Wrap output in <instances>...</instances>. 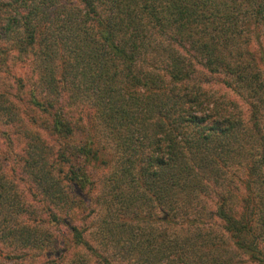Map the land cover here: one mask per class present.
<instances>
[{
	"label": "trees",
	"instance_id": "obj_1",
	"mask_svg": "<svg viewBox=\"0 0 264 264\" xmlns=\"http://www.w3.org/2000/svg\"><path fill=\"white\" fill-rule=\"evenodd\" d=\"M2 120L0 264H264V0H0Z\"/></svg>",
	"mask_w": 264,
	"mask_h": 264
},
{
	"label": "rangeland",
	"instance_id": "obj_2",
	"mask_svg": "<svg viewBox=\"0 0 264 264\" xmlns=\"http://www.w3.org/2000/svg\"><path fill=\"white\" fill-rule=\"evenodd\" d=\"M256 31H251L248 34V37L251 41V46L250 48H253L254 44H256L253 40V34H255ZM260 42V41H259ZM199 62V61H198ZM198 62L196 60L192 61V65L194 67V74L193 76H191L194 81H199L201 82L202 80L207 81V87L210 90L211 93H214L215 95H221V98H232L233 100H235V102L237 103V105L239 106L238 108L241 110L242 114H245V105L242 104L237 97L235 98V95L233 93H231L228 89L224 88L221 84H217L215 83V79L217 80L218 77L214 76H209L207 75L204 70L201 68V66L198 65ZM200 63V62H199ZM15 65V64H14ZM26 74L31 77L32 75H35V66L33 64L30 63V69H26ZM37 79H35V76H32V82L34 83L36 90H39V86H37L36 84ZM193 81V82H194ZM91 118V110L88 107H85L84 109H82L81 111V116H78L77 122L80 123V125H84L83 123H85L86 121H89V119ZM0 123V131H4L6 133H12V128L10 127L9 124H7L6 122ZM6 123V124H5ZM17 132V129H15ZM19 135H10L9 138H7V140L5 139H1L0 138V151L4 152V158L8 159L9 155H11V157L9 158V163L6 165L7 169H11V171L9 172L10 174V183H12L14 185L15 191L16 193L20 194V196L22 197L24 195V198L29 201L30 204H34V205H38L35 204L36 202L34 200H32L31 196L29 195L30 189H33V184L31 182V180L29 179V177L26 175L24 176L22 174V171L20 170V168H16V163H15V159H17V157H19L18 153H17V149L20 148V146H18V137ZM2 140L6 142V147L5 145L2 143ZM73 140L75 141V143H78V141H80V136L76 135L75 138H73ZM10 152V153H9ZM12 154H16V157H13ZM105 171V170H104ZM98 173H103V170L98 171ZM217 227H215V229H213L214 232H219V230L216 229ZM226 254V253H225ZM227 257L229 255V257H231V254H226ZM52 257V256H51ZM234 259H240L242 264H245V258L243 257H236ZM43 264L42 260H38V259H33L32 264ZM24 264H29V262L27 260H25L23 262ZM16 264H19V261L16 262Z\"/></svg>",
	"mask_w": 264,
	"mask_h": 264
}]
</instances>
